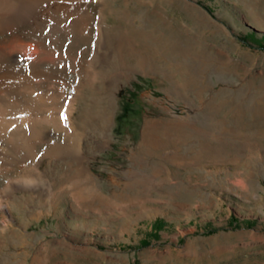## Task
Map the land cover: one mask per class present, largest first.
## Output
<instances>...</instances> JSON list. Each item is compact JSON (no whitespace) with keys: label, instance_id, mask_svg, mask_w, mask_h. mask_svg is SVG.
Listing matches in <instances>:
<instances>
[{"label":"rangeland","instance_id":"obj_1","mask_svg":"<svg viewBox=\"0 0 264 264\" xmlns=\"http://www.w3.org/2000/svg\"><path fill=\"white\" fill-rule=\"evenodd\" d=\"M43 6L61 25L49 88L73 106L91 198L76 202L62 185L76 163L42 143L32 167L58 195L12 193L0 264H264V0Z\"/></svg>","mask_w":264,"mask_h":264},{"label":"bare ground","instance_id":"obj_2","mask_svg":"<svg viewBox=\"0 0 264 264\" xmlns=\"http://www.w3.org/2000/svg\"><path fill=\"white\" fill-rule=\"evenodd\" d=\"M44 2L49 3L55 14H63L64 19L74 15L71 9L74 0H0V34L11 33L0 38V173H9L14 168L22 169L8 176L2 185L3 191H9L12 196L10 201L0 197V216L4 230L15 219L12 193L17 190L32 193L36 190L35 194L46 200L58 195L55 186L59 180L51 179L47 174L41 177L32 167L42 157V143H50L47 152L58 148L57 155H61L58 159L70 157L69 163H76L71 165L62 178L63 187L72 190L70 193L76 202L91 198L89 191L79 189L90 178L92 170L88 165V155L82 147V139L78 140L77 134L73 132L72 135L68 126L72 120L73 106L70 104L64 110L61 95L54 92L52 86L51 90L49 88V81L55 76V66L48 69L46 63L54 65L56 58L51 55L52 47L45 40L47 37L54 40L61 25L55 18L49 20ZM61 130L66 135L70 133L74 140L68 148L60 146L55 139ZM77 140L84 154L77 148ZM31 168L34 172L29 171ZM15 178L22 180L14 181Z\"/></svg>","mask_w":264,"mask_h":264},{"label":"trees","instance_id":"obj_3","mask_svg":"<svg viewBox=\"0 0 264 264\" xmlns=\"http://www.w3.org/2000/svg\"><path fill=\"white\" fill-rule=\"evenodd\" d=\"M262 40H264V38H263ZM159 225H160V220H157V221L155 222V226L157 227V226H159Z\"/></svg>","mask_w":264,"mask_h":264}]
</instances>
